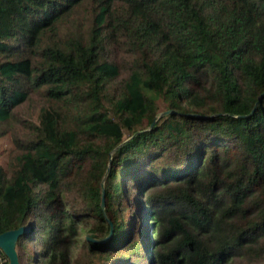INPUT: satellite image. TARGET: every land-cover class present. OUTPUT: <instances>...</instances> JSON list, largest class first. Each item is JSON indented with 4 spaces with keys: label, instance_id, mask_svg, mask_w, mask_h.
Returning a JSON list of instances; mask_svg holds the SVG:
<instances>
[{
    "label": "trees",
    "instance_id": "16d2710c",
    "mask_svg": "<svg viewBox=\"0 0 264 264\" xmlns=\"http://www.w3.org/2000/svg\"><path fill=\"white\" fill-rule=\"evenodd\" d=\"M6 134L20 264H264V0H0Z\"/></svg>",
    "mask_w": 264,
    "mask_h": 264
},
{
    "label": "water",
    "instance_id": "95a60500",
    "mask_svg": "<svg viewBox=\"0 0 264 264\" xmlns=\"http://www.w3.org/2000/svg\"><path fill=\"white\" fill-rule=\"evenodd\" d=\"M165 113L166 112H162L159 114V116ZM100 206L103 207V190L102 189H101ZM29 229L30 228L28 225H24V226H20L18 228L7 230V231L0 233V250L2 251L3 255L6 257L7 264H20L16 250H15V242L20 235L26 233ZM86 239L87 241L94 240L88 237Z\"/></svg>",
    "mask_w": 264,
    "mask_h": 264
},
{
    "label": "rangeland",
    "instance_id": "374dc122",
    "mask_svg": "<svg viewBox=\"0 0 264 264\" xmlns=\"http://www.w3.org/2000/svg\"><path fill=\"white\" fill-rule=\"evenodd\" d=\"M28 105H25V106H23L21 108H26ZM30 114L32 115L31 112H30ZM10 147H11V136L9 134H6V135L0 137V163L3 162L4 157H5L6 153H7V151H9ZM231 264H247V263H241L239 261H234Z\"/></svg>",
    "mask_w": 264,
    "mask_h": 264
}]
</instances>
